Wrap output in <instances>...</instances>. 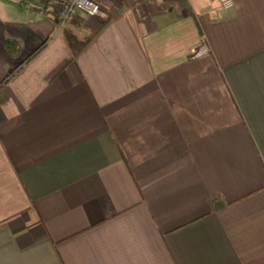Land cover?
<instances>
[{"label": "crops", "instance_id": "1", "mask_svg": "<svg viewBox=\"0 0 264 264\" xmlns=\"http://www.w3.org/2000/svg\"><path fill=\"white\" fill-rule=\"evenodd\" d=\"M17 1L0 264H264V0H95L107 19L63 26L62 0Z\"/></svg>", "mask_w": 264, "mask_h": 264}, {"label": "built area", "instance_id": "2", "mask_svg": "<svg viewBox=\"0 0 264 264\" xmlns=\"http://www.w3.org/2000/svg\"><path fill=\"white\" fill-rule=\"evenodd\" d=\"M34 0H19L23 5H29ZM222 10L234 7V0H218ZM57 11L54 15L55 21L60 25L72 24L77 22L80 15L85 14L90 18L103 21L108 18L107 12L102 9L95 0H62L58 3ZM206 50L199 51L196 56L206 54Z\"/></svg>", "mask_w": 264, "mask_h": 264}, {"label": "trees", "instance_id": "3", "mask_svg": "<svg viewBox=\"0 0 264 264\" xmlns=\"http://www.w3.org/2000/svg\"><path fill=\"white\" fill-rule=\"evenodd\" d=\"M94 34L95 33H93L91 36L87 37L86 39L79 40L76 37V35L69 33V32H66V37H67L68 42L70 43L72 49L75 52H79V51H82L89 44V42L92 40Z\"/></svg>", "mask_w": 264, "mask_h": 264}, {"label": "rangeland", "instance_id": "4", "mask_svg": "<svg viewBox=\"0 0 264 264\" xmlns=\"http://www.w3.org/2000/svg\"><path fill=\"white\" fill-rule=\"evenodd\" d=\"M18 3H20L19 1H17ZM33 3V2H32ZM32 3L30 5H32ZM21 4V3H20ZM21 6L23 7H27V6H24L23 4H21ZM78 20V19H77Z\"/></svg>", "mask_w": 264, "mask_h": 264}]
</instances>
